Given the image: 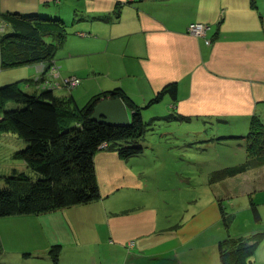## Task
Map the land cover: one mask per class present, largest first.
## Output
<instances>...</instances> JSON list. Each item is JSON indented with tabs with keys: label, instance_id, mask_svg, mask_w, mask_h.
Here are the masks:
<instances>
[{
	"label": "crops",
	"instance_id": "1",
	"mask_svg": "<svg viewBox=\"0 0 264 264\" xmlns=\"http://www.w3.org/2000/svg\"><path fill=\"white\" fill-rule=\"evenodd\" d=\"M8 12L64 23L65 39L53 57L57 65L59 58H66L68 51L63 50L66 47L76 48L70 53L79 55L82 47L74 43L84 38L91 39L100 52L112 55L108 67H92L95 70L92 77L89 70L85 72L84 76L91 79L95 88L88 99L94 95L115 98L113 92L120 91L129 98L126 102L129 114L134 107L142 114L155 102L154 96L171 85L176 86L179 99L168 101L167 109L179 123L194 122L192 128L211 131L209 139H200L208 144L213 143V137L223 134L242 138L253 116L264 123V0H0V37L5 31L1 17ZM190 22L209 26L206 33L210 43L187 33L185 28ZM128 53H135L139 62L132 55L129 58ZM121 61H130V67L125 73L113 71L112 67ZM36 64L29 65L34 71L31 77L37 72ZM58 70L61 75L60 67ZM69 76L79 77L82 84L80 76ZM0 82L5 83L1 77ZM52 93L75 99L71 92ZM154 112L147 110L142 116L158 117L153 116ZM212 128L215 135L211 134ZM102 155L123 161L116 152L105 149L95 152V161ZM121 173L113 172L108 178L122 176ZM108 184L100 189L101 199L121 192L114 185L115 179ZM252 190L264 195V180ZM100 198L47 213L0 218V224L12 219L17 221L13 225H18L13 236L0 231V264H179L200 250L192 243L188 248L191 253L183 250V245L155 255L148 254L146 249L135 250L140 236H144L138 235L144 225L148 235L154 231L168 236L173 231L156 228L153 214L144 225L124 224L121 217L124 209L119 214L115 208L120 207L109 210ZM257 205L261 218L255 221L260 228L255 232L264 231L260 227L264 222L263 201ZM248 234L249 231H244L227 235ZM129 241L134 242L133 246L129 247ZM184 241L188 243L189 239ZM244 264H264V236Z\"/></svg>",
	"mask_w": 264,
	"mask_h": 264
},
{
	"label": "rangeland",
	"instance_id": "2",
	"mask_svg": "<svg viewBox=\"0 0 264 264\" xmlns=\"http://www.w3.org/2000/svg\"><path fill=\"white\" fill-rule=\"evenodd\" d=\"M187 27L185 29L190 36L209 41L210 37L207 33L200 35L201 32L187 29ZM64 39L65 37L57 36L53 42L48 41L52 42L54 54ZM93 44V41L88 38L75 42L74 45L82 47L79 55L70 53L71 49L76 48L66 47L63 50L68 51L67 56L63 58L64 51H62V59H58V65L53 54V57L45 60L7 68L0 66V77L5 81V83L0 82V87L12 81L11 87L23 92L35 94L44 90L71 92L76 102L83 105L95 91L91 79H86L84 76L85 72L89 70L88 75L92 77L95 72L92 67L96 69L102 65L108 67L109 60L112 59L110 53L100 52V48L94 47ZM129 53L127 54L129 58V55H132L139 62L135 53ZM35 63H37V72L34 77H31L34 71L29 65ZM129 67L130 61H121L112 69L125 73ZM70 74L80 76L82 84L80 85L81 79L78 77V85L64 87L63 84ZM63 77H66L64 81ZM165 101L155 103L154 107L144 109L142 113L147 110L153 112L163 109L166 105ZM6 104L10 102L0 100V109L2 110ZM165 112L153 114L161 116L157 118L144 116L147 122L146 127L149 128L145 131L142 140L146 163H133L132 160L124 161L123 158L122 162L118 158L110 159L115 156L99 157L96 162V175L100 189L108 187V183L115 179L114 185L117 184L120 187L118 191H121L110 198L102 197L100 200L107 203L109 210L114 209L111 207H120L115 208L118 214L119 210H126L127 215L124 213L123 216L121 215L125 220L124 224L130 222L132 225H144L148 216L153 214L156 219V228L160 231L162 228H167L165 231H173V234L168 236L154 233V231L148 235L149 230L144 225L142 232L138 234L140 236L143 233L144 236H140L139 246L135 250L146 249L148 254L155 255L169 252L174 248L178 249L180 245H183L182 249L191 253L188 248L192 243L194 246L198 245L200 250L194 252V255L189 254L190 260L185 257L179 264H220L217 251L220 238L224 239L228 233L237 235L249 231L250 234L254 233L256 228L260 229L250 207V196L255 197L256 202L263 201L264 205V197H262L264 195L252 190L257 187V182L264 180V167H257L213 183L208 182L214 169L236 165L245 160L242 140L221 139L217 143L216 139L212 144H208L200 140L204 137L196 134L198 131L203 133L204 127L192 128L195 127L194 122L178 124L174 119L166 117L168 113ZM212 133H216L213 128ZM20 140L12 132L0 131V172L9 171L12 166L23 167L21 160L16 159L15 153L21 145ZM119 171L123 172L120 174L122 176H118ZM113 172L118 174L108 178ZM145 177L148 178V182H145ZM107 190L112 191L110 188ZM139 206L143 208L136 210ZM131 207L136 208L130 212ZM115 219L120 226V217L117 216ZM3 221L6 223L0 224V231L3 234L7 231L8 235L13 236L18 228V225L13 223L17 221L12 219ZM260 227H264V222L260 224ZM185 238L189 239L188 243L184 241ZM10 261L9 257L8 263Z\"/></svg>",
	"mask_w": 264,
	"mask_h": 264
},
{
	"label": "trees",
	"instance_id": "3",
	"mask_svg": "<svg viewBox=\"0 0 264 264\" xmlns=\"http://www.w3.org/2000/svg\"><path fill=\"white\" fill-rule=\"evenodd\" d=\"M1 21L6 27L0 37L1 68L53 57L54 38L66 35L62 21H47L16 12L3 14ZM6 83L7 86L0 87V100L10 104L0 109V131L12 132L22 139L15 153L23 167L12 166L9 171L0 172V218L37 215L99 199L101 193L94 154L100 149L116 152L121 159L134 160L133 163H146L142 140L149 128L142 116L144 112L141 114L139 108H133L130 123L106 125L91 119L92 108L101 99L100 95L79 105L72 96H55L48 90L37 94L23 92L14 90L12 82ZM164 91L154 96L153 101L166 100V105L154 114L166 111V117L174 119L167 106L168 101L179 99L176 86L171 85ZM113 94L112 97L123 98L127 105L129 98L123 92ZM198 132L209 139L211 131ZM223 135L213 137V142L216 139L217 143L221 139L242 140L245 160L214 169L208 182L264 167V123L258 117L251 118L249 129L242 138ZM250 207L254 220L259 222V207L253 196H250ZM263 236L264 231L239 237L227 235L218 243L220 264L246 263ZM1 250L0 247V255Z\"/></svg>",
	"mask_w": 264,
	"mask_h": 264
},
{
	"label": "water",
	"instance_id": "4",
	"mask_svg": "<svg viewBox=\"0 0 264 264\" xmlns=\"http://www.w3.org/2000/svg\"><path fill=\"white\" fill-rule=\"evenodd\" d=\"M129 111L123 98H101L92 108L91 119L106 125L130 123Z\"/></svg>",
	"mask_w": 264,
	"mask_h": 264
},
{
	"label": "built area",
	"instance_id": "5",
	"mask_svg": "<svg viewBox=\"0 0 264 264\" xmlns=\"http://www.w3.org/2000/svg\"><path fill=\"white\" fill-rule=\"evenodd\" d=\"M192 29V30H195L197 32H201L200 35H203L206 33L207 29L209 28V26L206 24V23H202V22H195V23H190L187 27V29ZM208 43H210L208 40H207ZM66 86L68 87H72V86H75V85H78L79 84V78L78 77H75V76H69L65 83H64ZM129 247L133 246V241H129Z\"/></svg>",
	"mask_w": 264,
	"mask_h": 264
},
{
	"label": "flooded vegetation",
	"instance_id": "6",
	"mask_svg": "<svg viewBox=\"0 0 264 264\" xmlns=\"http://www.w3.org/2000/svg\"><path fill=\"white\" fill-rule=\"evenodd\" d=\"M51 87V86H50Z\"/></svg>",
	"mask_w": 264,
	"mask_h": 264
}]
</instances>
